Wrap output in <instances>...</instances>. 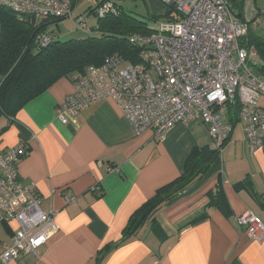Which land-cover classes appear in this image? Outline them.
<instances>
[{"label":"crops","instance_id":"obj_1","mask_svg":"<svg viewBox=\"0 0 264 264\" xmlns=\"http://www.w3.org/2000/svg\"><path fill=\"white\" fill-rule=\"evenodd\" d=\"M73 91L63 77L11 112L0 107V149L30 145L19 178L36 183L58 228L37 255L6 264H264V241L236 223L249 210L264 221V151L249 149L244 127L235 125L209 169L120 242L130 216L183 173L194 149L212 148V138L201 120L163 138L136 134L111 99L64 124L58 113ZM18 227L0 221V254Z\"/></svg>","mask_w":264,"mask_h":264},{"label":"built area","instance_id":"obj_2","mask_svg":"<svg viewBox=\"0 0 264 264\" xmlns=\"http://www.w3.org/2000/svg\"><path fill=\"white\" fill-rule=\"evenodd\" d=\"M74 1L0 0V5L36 19L63 18L73 17ZM158 1L173 10L172 16L157 22L156 33L131 37L142 46L141 61L123 66L127 61L112 55L77 75L74 91L61 104V122L67 124L90 106L111 99L136 134L152 131L163 138L178 123L189 126L201 120L212 148L221 153L233 131L228 110L238 104L249 149L264 151V75L257 70L264 61L255 45L244 40L260 23L256 0ZM237 1L242 4L239 11ZM111 9V3L99 5L98 15ZM78 27H86V20ZM38 40L44 46L50 42L45 33ZM29 152L30 145L23 141L0 149V221L19 225L0 254L5 264L37 255L58 229L54 213L41 207L36 183L19 178L18 162ZM75 199L66 197L68 203ZM236 223L252 239L264 241V221L257 214L246 211Z\"/></svg>","mask_w":264,"mask_h":264},{"label":"trees","instance_id":"obj_3","mask_svg":"<svg viewBox=\"0 0 264 264\" xmlns=\"http://www.w3.org/2000/svg\"><path fill=\"white\" fill-rule=\"evenodd\" d=\"M106 2L111 3L112 9L102 17L98 15L100 36L88 35L67 40L55 39L47 33L48 24L66 17L36 19L0 5V107L3 111L11 112L23 106L63 77L74 82L77 75L84 74L92 66L101 65L109 56L120 55L130 63L141 61L142 46L131 42V37L149 33L152 29L143 26L138 17L115 6L110 0H96L92 5L94 8H89L95 11ZM235 6L239 11L242 4L237 1ZM172 12L168 8L163 16H172ZM157 17L151 16V21L155 22ZM42 33L49 35L50 42L46 46L38 40ZM244 40L247 44L255 45L264 61V42L253 31ZM257 70L264 75V62ZM238 110V104L230 106L228 110V121L233 127L240 121ZM219 154L214 148L194 149L186 160L183 173L159 188L130 216L120 242L135 235L148 221H153L159 208L201 177ZM111 249V244H108L103 248V253L108 254Z\"/></svg>","mask_w":264,"mask_h":264},{"label":"rangeland","instance_id":"obj_4","mask_svg":"<svg viewBox=\"0 0 264 264\" xmlns=\"http://www.w3.org/2000/svg\"><path fill=\"white\" fill-rule=\"evenodd\" d=\"M95 0H80L77 3L73 12V17H66L58 22H52L47 25V33L60 40H67L72 37H85L92 35H101L99 26V16L96 10H90V6L94 4ZM98 1V0H97ZM76 2V1H75ZM115 6L134 14L140 19L143 26L152 29L156 33L157 22H163L167 17L163 14L166 12L167 7L158 0H110ZM257 11L259 12L260 23L257 25L256 30L253 31L260 41L264 42V0H256ZM94 8V7H93ZM157 15L155 22L151 21V16ZM76 19V20H74ZM86 20V27H78L80 21ZM130 62H124L126 66ZM243 129L242 121L236 124V130L239 133ZM213 142V141H212ZM223 151V150H222Z\"/></svg>","mask_w":264,"mask_h":264},{"label":"water","instance_id":"obj_5","mask_svg":"<svg viewBox=\"0 0 264 264\" xmlns=\"http://www.w3.org/2000/svg\"><path fill=\"white\" fill-rule=\"evenodd\" d=\"M172 8V7H171Z\"/></svg>","mask_w":264,"mask_h":264}]
</instances>
